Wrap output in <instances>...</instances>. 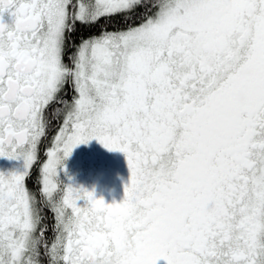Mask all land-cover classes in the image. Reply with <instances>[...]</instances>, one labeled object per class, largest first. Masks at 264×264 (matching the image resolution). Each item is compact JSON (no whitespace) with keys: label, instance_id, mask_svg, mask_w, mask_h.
<instances>
[{"label":"snow or ice","instance_id":"6c2138e0","mask_svg":"<svg viewBox=\"0 0 264 264\" xmlns=\"http://www.w3.org/2000/svg\"><path fill=\"white\" fill-rule=\"evenodd\" d=\"M116 15L65 62L77 23ZM93 139L125 154L119 203L59 179ZM0 157L23 161L0 264H264V0H0Z\"/></svg>","mask_w":264,"mask_h":264},{"label":"flooded vegetation","instance_id":"af4514ba","mask_svg":"<svg viewBox=\"0 0 264 264\" xmlns=\"http://www.w3.org/2000/svg\"><path fill=\"white\" fill-rule=\"evenodd\" d=\"M73 2L75 3V0ZM5 19H7V16H5ZM96 32L91 31L88 25L77 23L76 31L69 38L70 46L65 53V62H68V55L75 51V48L71 46L72 44L78 45L82 39L100 35L99 32ZM61 95L70 101L73 95L71 86L66 85V95L65 93H61ZM59 107L60 105L51 104L46 109V116L50 120V124L46 137L42 139L39 146L41 162L46 159L45 152L51 145L52 139L57 134L63 120L62 116L60 119H54L52 116L53 111ZM64 164L66 173L64 170L59 173V179L63 184H71L74 187L82 186L88 191L94 192L96 198H103L109 204L113 202L119 203L124 198V186L129 182L130 178V170L124 153L109 151L93 139L86 145L81 144L76 147ZM22 167V160H9L5 157H0V172L22 170ZM39 169L40 164L35 165L31 170L30 178L26 182L27 187L34 192L39 191V184L37 183ZM78 203L83 206L85 202L81 200ZM44 215L46 217L45 223L51 229L53 223L52 213L45 210ZM47 236L51 240L52 233L50 230ZM42 264H47V260L43 258V255ZM158 264H166V262L161 260L158 261Z\"/></svg>","mask_w":264,"mask_h":264},{"label":"trees","instance_id":"16d2710c","mask_svg":"<svg viewBox=\"0 0 264 264\" xmlns=\"http://www.w3.org/2000/svg\"><path fill=\"white\" fill-rule=\"evenodd\" d=\"M143 12H144V8L140 7V8H137L136 11L131 14L133 15L134 18H136L133 21L134 23L139 22L138 17ZM126 27H127V24L124 22L121 15H116L110 18H101L96 24L89 26L91 31H97L99 33H101L102 29H106L109 32V31L122 30V29H125Z\"/></svg>","mask_w":264,"mask_h":264}]
</instances>
